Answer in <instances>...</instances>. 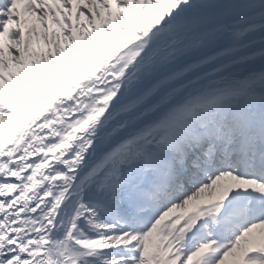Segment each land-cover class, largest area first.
Instances as JSON below:
<instances>
[{
	"label": "snow or ice",
	"instance_id": "6c2138e0",
	"mask_svg": "<svg viewBox=\"0 0 264 264\" xmlns=\"http://www.w3.org/2000/svg\"><path fill=\"white\" fill-rule=\"evenodd\" d=\"M0 264H264V0H0Z\"/></svg>",
	"mask_w": 264,
	"mask_h": 264
}]
</instances>
